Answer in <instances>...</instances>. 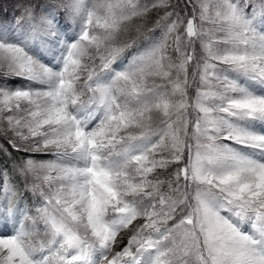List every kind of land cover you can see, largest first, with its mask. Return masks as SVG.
Instances as JSON below:
<instances>
[{
    "label": "snow or ice",
    "instance_id": "6c2138e0",
    "mask_svg": "<svg viewBox=\"0 0 264 264\" xmlns=\"http://www.w3.org/2000/svg\"><path fill=\"white\" fill-rule=\"evenodd\" d=\"M17 2L0 264H264V0Z\"/></svg>",
    "mask_w": 264,
    "mask_h": 264
},
{
    "label": "rangeland",
    "instance_id": "374dc122",
    "mask_svg": "<svg viewBox=\"0 0 264 264\" xmlns=\"http://www.w3.org/2000/svg\"><path fill=\"white\" fill-rule=\"evenodd\" d=\"M1 9L3 10L2 14L4 15V17L10 19L13 14L18 13L19 4L17 0H2V5H0V11ZM14 156L16 157V159H19L18 154H14Z\"/></svg>",
    "mask_w": 264,
    "mask_h": 264
},
{
    "label": "trees",
    "instance_id": "16d2710c",
    "mask_svg": "<svg viewBox=\"0 0 264 264\" xmlns=\"http://www.w3.org/2000/svg\"><path fill=\"white\" fill-rule=\"evenodd\" d=\"M1 11H3V10L1 9Z\"/></svg>",
    "mask_w": 264,
    "mask_h": 264
}]
</instances>
